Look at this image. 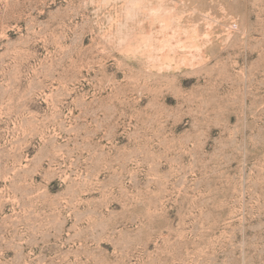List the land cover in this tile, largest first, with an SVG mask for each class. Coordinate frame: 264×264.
Returning a JSON list of instances; mask_svg holds the SVG:
<instances>
[{"label": "rangeland", "instance_id": "obj_1", "mask_svg": "<svg viewBox=\"0 0 264 264\" xmlns=\"http://www.w3.org/2000/svg\"><path fill=\"white\" fill-rule=\"evenodd\" d=\"M128 3L0 0V264H264V0Z\"/></svg>", "mask_w": 264, "mask_h": 264}, {"label": "bare ground", "instance_id": "obj_2", "mask_svg": "<svg viewBox=\"0 0 264 264\" xmlns=\"http://www.w3.org/2000/svg\"><path fill=\"white\" fill-rule=\"evenodd\" d=\"M149 1H151V0H149ZM153 1V0H152ZM157 4L156 5H158V7H155L156 9L154 10V12L153 13H155V16L160 20V21H162L163 23H164V25L165 26H170V25H173V23L174 22H176V20L179 18V16H181L179 13H176V11L175 10H173L171 7H167V5H166V3H167V1L168 0H154ZM171 2H173V1H171ZM154 3V2H153ZM174 3V2H173ZM179 4V3H178ZM167 8H166V7ZM175 7V6H174ZM173 7V8H174ZM177 7V6H176ZM183 7V6H182ZM149 8V7H148ZM169 8H171V9H169ZM149 10V9H148ZM180 10V9H179ZM195 12V11H194ZM190 13V12H189ZM152 14V13H151ZM182 14V13H181ZM209 15V14H208ZM183 16V15H182ZM154 17V16H153ZM156 19V18H155ZM152 20H153V18H152ZM181 20V19H180ZM177 23V22H176ZM175 23V24H176ZM179 23V22H178ZM174 24V25H175ZM173 25V26H174ZM177 25V24H176ZM160 28H162V27H160ZM163 30V29H162ZM169 30V29H168ZM170 33V32H169ZM192 33V32H191ZM169 37V36H168ZM202 37V36H201ZM180 39V38H179ZM188 40H189V38H188ZM178 41V40H177ZM180 41V40H179ZM190 41V40H189ZM160 42V41H159ZM173 44V43H172ZM198 44V43H197ZM190 45V44H189ZM128 46H135V44H133V43H128ZM136 46H138V45H136ZM193 47V46H192ZM191 47V48H192ZM134 48H136V47H134ZM127 51H129V50H127ZM191 51V50H190ZM179 52V51H178ZM164 54V53H163ZM181 54V53H180ZM191 54V53H190ZM164 58H163V60L165 59V58H167L166 60H170V59H172V60H175L176 59V57H172V56H170V55H168V54H166L165 56H163ZM178 58V57H177ZM192 58V57H191ZM171 62V61H170ZM177 62V61H176ZM174 63V62H173Z\"/></svg>", "mask_w": 264, "mask_h": 264}, {"label": "snow or ice", "instance_id": "obj_3", "mask_svg": "<svg viewBox=\"0 0 264 264\" xmlns=\"http://www.w3.org/2000/svg\"><path fill=\"white\" fill-rule=\"evenodd\" d=\"M147 7H150L149 0H129L128 3L130 14L133 10H141Z\"/></svg>", "mask_w": 264, "mask_h": 264}]
</instances>
